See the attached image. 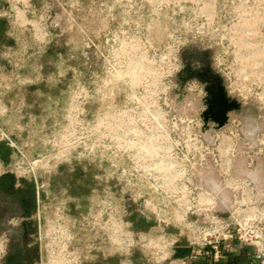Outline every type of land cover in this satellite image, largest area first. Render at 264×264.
<instances>
[{
  "label": "rangeland",
  "instance_id": "1",
  "mask_svg": "<svg viewBox=\"0 0 264 264\" xmlns=\"http://www.w3.org/2000/svg\"><path fill=\"white\" fill-rule=\"evenodd\" d=\"M187 51L209 55L241 109L222 128L210 121L205 129L207 83L178 76L162 102H171L181 128L202 127L212 150L233 143L234 175L264 192V0H0L1 214L16 222L25 211L8 203L31 198L28 213L59 220L71 234L63 264H171L172 251L161 260L139 238L180 230L161 227L145 199L124 196L121 167L109 179L103 127L111 111L150 96L154 58L165 64L172 55L183 69ZM177 138L187 142L182 132ZM216 154L197 185L222 183ZM125 235L135 242L127 250Z\"/></svg>",
  "mask_w": 264,
  "mask_h": 264
},
{
  "label": "built area",
  "instance_id": "2",
  "mask_svg": "<svg viewBox=\"0 0 264 264\" xmlns=\"http://www.w3.org/2000/svg\"><path fill=\"white\" fill-rule=\"evenodd\" d=\"M154 59L152 65L157 67L152 68L157 74L152 79L154 87L150 96H134L131 105L111 111L113 114L103 127L109 179L114 177L113 167H121L122 173H116V177L127 182L124 196L145 199L146 208L155 214L161 227L180 230L177 234L163 232L159 236L147 233L139 240L155 246L161 260L170 258L172 251V257L176 258L171 264H225L237 248L249 250L248 262L244 264H264V192L258 191L251 178L234 175L233 143L222 141L212 150L202 135V127H180L171 102H162V97L175 90L173 80L182 65L172 55L165 64L158 63L161 57ZM94 131L98 134L97 126ZM179 132L187 138L186 143L178 140ZM214 150L222 179L221 184L217 182V192L210 184L207 187L195 183L196 178L208 171V155ZM226 189L234 193L233 200L222 197ZM37 198L39 204L40 193ZM108 203L111 206L112 201ZM109 216L110 222L105 225L111 242L112 212ZM37 218L47 250L45 264H63L65 239L70 237V232L59 225V220H43L40 214ZM125 236L129 243L122 248L127 250L135 242ZM182 238L187 242L185 248L181 246ZM179 249L184 250L182 255H178Z\"/></svg>",
  "mask_w": 264,
  "mask_h": 264
},
{
  "label": "flooded vegetation",
  "instance_id": "3",
  "mask_svg": "<svg viewBox=\"0 0 264 264\" xmlns=\"http://www.w3.org/2000/svg\"><path fill=\"white\" fill-rule=\"evenodd\" d=\"M186 67L189 68L188 75H199L208 79L207 84L203 86L206 98L208 91H211L212 95L218 96L219 85L214 77L218 76L221 78V76L212 68L207 53L201 54L187 51L184 55L183 69ZM221 81L226 90V85L222 78ZM229 99L230 102L236 101L230 97ZM227 143L228 145L232 144L229 141ZM252 178L257 180L256 175H252ZM210 181L211 187L219 190L217 182L213 179H210ZM14 202L8 203L10 210L16 212L25 211L26 215L20 217L16 222L8 221V218L1 214L0 209V246L2 247L0 264H45L47 261V250H45L43 245V232L40 229L41 223H39L37 215L27 212V210L31 209L32 199L26 200V206H23L21 203L19 204V202L17 204ZM21 240H24V242Z\"/></svg>",
  "mask_w": 264,
  "mask_h": 264
},
{
  "label": "water",
  "instance_id": "4",
  "mask_svg": "<svg viewBox=\"0 0 264 264\" xmlns=\"http://www.w3.org/2000/svg\"><path fill=\"white\" fill-rule=\"evenodd\" d=\"M188 67V65H187ZM184 68L182 72L178 75L181 81H186L190 78H195L203 83H207L208 79L199 76V75H188L189 68ZM217 80L219 85V94L218 96L212 95L211 91H208V96L206 98L207 109L204 111L202 117L205 122V129H207L208 123L210 121L216 123L215 128H222L228 121V112L232 110H240L241 106L237 101H231L228 97V94L222 84L221 78L218 76L214 77Z\"/></svg>",
  "mask_w": 264,
  "mask_h": 264
},
{
  "label": "crops",
  "instance_id": "5",
  "mask_svg": "<svg viewBox=\"0 0 264 264\" xmlns=\"http://www.w3.org/2000/svg\"><path fill=\"white\" fill-rule=\"evenodd\" d=\"M182 251V254L184 253V250L179 249V252ZM248 256H249V250L246 248H237L236 252L233 255H230L227 262L225 264H244L248 262Z\"/></svg>",
  "mask_w": 264,
  "mask_h": 264
},
{
  "label": "bare ground",
  "instance_id": "6",
  "mask_svg": "<svg viewBox=\"0 0 264 264\" xmlns=\"http://www.w3.org/2000/svg\"><path fill=\"white\" fill-rule=\"evenodd\" d=\"M226 150H227V148H226ZM218 189H219V188H218ZM212 190H213V189H212ZM214 190H215V191H214ZM214 190H213L214 192H217V189H214ZM222 195H223V194H222ZM224 195H225V192H224ZM221 198H222V197H221ZM226 202L228 203L229 201H226ZM229 203H230V202H229ZM229 203H228V204H229ZM61 261H62V259H61Z\"/></svg>",
  "mask_w": 264,
  "mask_h": 264
},
{
  "label": "trees",
  "instance_id": "7",
  "mask_svg": "<svg viewBox=\"0 0 264 264\" xmlns=\"http://www.w3.org/2000/svg\"><path fill=\"white\" fill-rule=\"evenodd\" d=\"M179 254H182V251H181V252H179Z\"/></svg>",
  "mask_w": 264,
  "mask_h": 264
}]
</instances>
